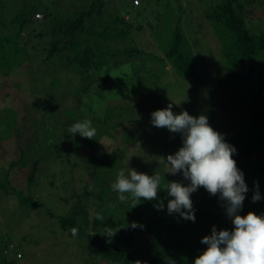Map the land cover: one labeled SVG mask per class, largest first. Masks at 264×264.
Returning <instances> with one entry per match:
<instances>
[{"label": "rangeland", "instance_id": "1", "mask_svg": "<svg viewBox=\"0 0 264 264\" xmlns=\"http://www.w3.org/2000/svg\"><path fill=\"white\" fill-rule=\"evenodd\" d=\"M35 1L0 0V36L15 32L19 28L15 17L24 10L31 11ZM94 1L96 0H57L56 10L63 16L73 18ZM220 1L104 0V15L102 21L98 20V28L101 31L106 25H111L118 16H126L129 19L130 15L133 23L141 25V29H138L137 25L130 29L128 39L107 44L109 48L136 46L142 50L143 53L138 56L140 59L136 63L149 64L162 76L159 83L160 92L156 95L153 81L158 78L148 77L149 82L144 88L132 83L130 78L134 70L133 63L121 55L113 62L116 66L113 67L111 63L101 70L100 75L108 79V82L99 79L92 82L82 81L76 67H70L63 71L60 86L55 87L51 84L53 78L50 72L45 71L43 77L44 74H41L39 69L36 70L41 63V59L37 57L31 62V66H34L31 70L25 63L14 65V70L8 74L3 73L0 68V249L8 264L14 260L16 264H94V260L102 264L101 256H93V248L88 242L69 235L61 226V219L78 201L88 207L93 219L100 197L99 190L101 191L95 185L98 182L97 177L104 172L100 159L92 154L96 146L92 148L85 143H78L82 139L79 134L73 136L66 132L73 123L91 120L99 135L97 147L100 152L110 154L120 151L117 152L120 163L116 173L107 178V186H111L120 171L127 174L131 169L149 176L158 175L160 180L168 179V182L177 181L185 185L189 183L182 173L172 175L167 172V156L174 154V144L181 143L182 140L179 134L151 124V113L160 109L159 105H147L133 121L118 126L111 123L106 127L103 120L107 107L111 105L119 106L141 94L148 96V101L159 99L161 109L171 104L174 114L186 110L193 116L205 115L210 126L225 136L233 125L235 131L253 127L255 114L264 110V55L253 66V73L250 72V67L242 66L234 76L230 74L228 60L221 47L222 36L207 19L208 11ZM262 10L264 11L263 7ZM178 18L183 19L180 27L185 33V39L190 43L197 67L192 76L184 78L171 64H168V70L163 72L164 64L160 62L158 65V61L154 62V65L146 59L147 54L152 60L159 56L165 57V51L172 43V33L177 30L175 26ZM250 25L252 26V23ZM254 26L258 27L259 31L263 29L264 14L255 21ZM35 51L36 49L32 53L35 54ZM151 55L157 57L153 58ZM87 84L88 91L82 92L81 88ZM8 89L10 93L5 96L4 92ZM255 100L261 102L260 107L253 105ZM38 102L44 106L35 111L34 105ZM5 109L12 110L15 114L12 113V117H8ZM30 112L32 115L28 116ZM33 119L36 123L31 122ZM260 124L262 125L259 127L264 132V123L261 121ZM105 128H108L110 133H106ZM3 134L6 135L5 138L1 137ZM33 143L37 145L35 150ZM33 150L34 156L44 157L43 164L46 165L42 166L38 182L30 188L28 182L19 177V173H24L28 165L20 164L14 169L9 165L12 160H19L21 157L29 160ZM53 154L56 155L51 160L50 156ZM109 160L114 162L115 159ZM239 169L243 171L249 188L240 215H247L249 212L264 215V145ZM168 182L160 181L161 189L157 193V198L162 197L161 201L165 206L170 199L164 189ZM257 184L262 199L254 203L252 196ZM163 186L165 187L162 188ZM111 192L106 191V198L114 199L110 203L113 205L108 204L113 210L112 218L129 219L132 217V204L140 202L143 207L145 202H149L145 198H141V201H121L117 193ZM94 193L95 197L92 196ZM84 194L87 196H81ZM27 197L39 204L25 203L22 198ZM191 199L195 222L185 220L179 214H172V218L168 216L186 234H189L187 226L193 227V232L189 234L190 243L188 244L189 240L186 241V248L182 252L170 254L178 257L173 259L179 261L193 252L196 245L192 240L197 242L201 237L210 235L213 226H216L218 231L232 230L234 227L226 215L219 194L212 195L201 186L192 193ZM221 209L224 210L220 212ZM211 211L214 212L213 215ZM160 223L162 220L151 222L146 231L137 236L135 241L141 244L133 249L138 259L156 254L151 252L154 241L146 237L148 234L153 238L157 236L159 244L165 242L160 237H167L169 231L160 228ZM149 231L152 232L148 233ZM90 232L98 238L108 235L102 229L95 231L92 226ZM119 245L122 246V243ZM184 252H188V255L183 256ZM19 253L23 256L20 257Z\"/></svg>", "mask_w": 264, "mask_h": 264}, {"label": "trees", "instance_id": "2", "mask_svg": "<svg viewBox=\"0 0 264 264\" xmlns=\"http://www.w3.org/2000/svg\"><path fill=\"white\" fill-rule=\"evenodd\" d=\"M56 2L57 0H36L34 2L36 4L31 11L24 10L20 15L15 17L18 20L17 24H19V28L8 35L0 36V68L3 73H11L14 70L13 66L18 63H25L31 70L34 67L31 66V62L37 57L41 59V63L36 67V70L39 69V72L44 74L42 75L43 77H45V71L50 72V76L53 78L51 84L55 87L60 86L63 71L70 67H76L82 81L92 82L99 79L100 81L108 82V79L100 75L101 70L105 65H111V63L113 67L116 66L113 62L115 58L121 55L126 56L127 60L133 63L134 70L130 78L132 83H137L139 87L144 88L149 82L148 79L150 77H157L158 79L153 81L155 95L160 92L161 73L155 72V67L149 64L136 63L140 59L138 56L143 53L139 47L125 46L126 48H119L115 46L114 48H109L107 44L112 41L128 39L130 29L137 25L132 22V16L129 15V19L126 16L115 17L113 23L109 26L106 25L104 30L101 31L98 28V20L102 21V16L104 15L102 13L104 0L94 1L91 6L84 7L73 18L68 15L63 16L60 12H57ZM262 7L264 9V0H221L212 6L207 13V19L214 25L216 32L222 36L221 47L226 54L230 67L229 72L232 76L242 66L250 67L249 70L253 73V66L264 55V27L259 31L257 30L258 27L254 26L255 21L263 17L264 11ZM37 13H41L42 17H36ZM182 20L178 18L176 21L175 30H177L172 33V43L169 49L165 51V57L151 55L153 58L157 57L154 58L156 60H152L148 56L149 54L145 53L147 54L146 59H149L150 63L155 65L154 62L159 61L158 65L160 62L165 65V71L163 72H166L168 64H171L172 68L184 78L192 76L196 72L197 67L189 45L190 43L185 39V33L180 27ZM250 23H252V26ZM137 28L141 29V25H137ZM35 49V54H33L32 51ZM25 60L27 61L25 62ZM157 73L159 76H157ZM88 89L89 85L87 84L81 88V91L87 92ZM9 93V89L4 92L5 96ZM152 104L159 105L161 109L159 99L157 101H148V96L141 94L135 99L124 102L119 106L111 105L107 107L103 120L104 124L106 127H108L107 125L110 126L111 123L118 126L121 123L133 121L135 116L143 112L147 105L151 106ZM253 105L260 107L261 102L255 100ZM43 106V104L38 102L35 103L34 109L36 111L43 108ZM4 111L8 117H12V113L15 114L14 111L9 109H5ZM75 112L76 109L73 111V115ZM31 115L32 112L28 116ZM113 119L116 122H111ZM263 120L264 110L255 114L253 127L243 131V128L235 131V125H233L227 136L223 134L226 142L235 146L237 150L233 155V159L236 160L238 168L243 163H247L264 145V132L259 127V125H262L260 124L261 121L264 123ZM31 122L36 123L34 119ZM104 131L110 133L108 128H105ZM22 132L25 135V131L22 130ZM6 135L3 134L1 137L5 138ZM23 135L21 134V138H23ZM98 137L99 135L96 133L92 139L82 137L78 141V143H85L92 148L96 146L92 154L100 159L101 167L104 169L102 175L97 177L98 182L95 185L98 189H101L98 194L100 197L96 213L93 215V219H91L88 207L78 201L69 213L61 219L62 228L69 235L79 238L80 241L88 242L93 248V256H101L102 264H173V262L174 264H193L195 258L207 248V245L201 244V237V240L199 239L197 242L196 240H192L196 247L189 255L188 252H184L183 256L188 255L185 259L179 261L175 260L178 257L171 256L175 252H182L186 248V241L189 240L188 244L190 243L189 234L193 232V227L187 226L189 234H186L177 223L175 224L171 221L172 215L168 214L167 209H165L166 206L163 210H158L157 206L161 202L162 197L147 203L145 202V205H142L143 207L139 204L140 202L132 204V217L129 219L112 218L113 210L110 205L113 204L110 203L114 199L112 197L106 198V191L111 190V186L105 184L108 183L107 178L117 171L118 164L120 163V159H117V156H119L117 152L119 150L110 154L101 153L97 147ZM17 138L15 137V139ZM32 147L35 150L37 145L33 143ZM180 147H182V141L181 143L177 142V144H174L172 148L174 154ZM34 150L30 153L31 158L29 160L21 157L19 160H12L9 165L11 169L18 167L20 164L28 165L24 173H19V177L27 181L30 188L38 182L42 166L46 165L43 164V156L33 155ZM55 155H51L50 159L53 160ZM110 158H114V162H111ZM160 181L165 183L169 180L161 179ZM111 193L113 194V192ZM81 196H87V194ZM92 196L95 197V193ZM22 200L32 205L39 204L30 197L22 198ZM138 204L140 207H138ZM146 207L147 210H145ZM223 210L221 209L220 212ZM127 212L130 213V211ZM145 213L146 215H144ZM116 216L118 215L116 214ZM168 216L171 218H168ZM159 220H162L159 227L166 228L169 231L167 237H160L165 242L159 244L157 236L155 238L151 237L148 233L152 231H149L146 237H150L154 241L151 252L156 254L138 259V255L136 256L133 249L141 244L135 241L137 236L142 235L151 222L155 221L156 223ZM133 224H136L137 227H132ZM90 226L95 231L102 229L108 235L98 238L90 232ZM114 240H117V242ZM119 243H122V246ZM5 254H7V250ZM19 255L20 257L23 256L22 253H19ZM20 257L17 256L18 259ZM99 263V261L94 260V264ZM0 264H8L1 249ZM11 264H16V261H12Z\"/></svg>", "mask_w": 264, "mask_h": 264}, {"label": "clouds", "instance_id": "3", "mask_svg": "<svg viewBox=\"0 0 264 264\" xmlns=\"http://www.w3.org/2000/svg\"><path fill=\"white\" fill-rule=\"evenodd\" d=\"M150 122L154 127L179 133L182 140V147L167 156V172L172 175L182 173L189 183L168 182L164 188L167 197H170L166 205L168 214H179L183 219L195 222L191 195L203 186L210 194H219L226 215L234 225L232 230L219 231L213 226L211 234L201 240L207 248L193 264H264V215L254 212L240 215L249 188L243 171L233 159L237 151L235 146L226 142L224 135L210 126L207 116H193L186 110L174 114L171 104L152 112ZM66 132L92 139L96 129L92 121L86 119L73 123ZM255 188L252 196L254 203L262 199L258 184ZM160 189L158 175L149 176L135 169L127 174L120 171L111 184V191L117 193L121 201H141V198L152 201L157 198ZM164 207L162 201L157 206L158 210Z\"/></svg>", "mask_w": 264, "mask_h": 264}, {"label": "built area", "instance_id": "4", "mask_svg": "<svg viewBox=\"0 0 264 264\" xmlns=\"http://www.w3.org/2000/svg\"><path fill=\"white\" fill-rule=\"evenodd\" d=\"M36 17H42V14L41 13H37Z\"/></svg>", "mask_w": 264, "mask_h": 264}]
</instances>
